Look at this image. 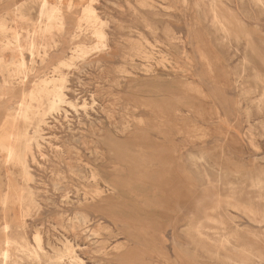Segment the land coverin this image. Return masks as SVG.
<instances>
[{
	"label": "rangeland",
	"instance_id": "rangeland-1",
	"mask_svg": "<svg viewBox=\"0 0 264 264\" xmlns=\"http://www.w3.org/2000/svg\"><path fill=\"white\" fill-rule=\"evenodd\" d=\"M69 1L60 0L66 29L57 51L46 63L26 52L36 69L0 102L1 128L32 81L58 75L53 67L76 44L90 47L62 69L76 106L46 115L29 174L0 152V231L11 220L14 237L40 256L13 258L264 264V0ZM88 3L104 22L99 48L87 23L72 39ZM41 4L0 0V20L32 28ZM36 120L8 130L33 136Z\"/></svg>",
	"mask_w": 264,
	"mask_h": 264
},
{
	"label": "bare ground",
	"instance_id": "bare-ground-1",
	"mask_svg": "<svg viewBox=\"0 0 264 264\" xmlns=\"http://www.w3.org/2000/svg\"><path fill=\"white\" fill-rule=\"evenodd\" d=\"M71 1L72 0L69 1L70 3L68 2V6H72ZM202 2L204 4V0ZM89 3L83 7L82 15L80 16L76 27L77 31H73L74 35L72 39H75L77 37L76 35L80 34V30L83 29L82 26L87 23L88 27L92 28L95 36L99 40V42L97 41L98 43L96 44V46L99 48L101 46L98 44L104 45L106 39V33L103 27L104 22L100 19L96 9L92 6L93 3ZM41 6L42 17L35 26H32V28L30 27L31 25L29 23H26L22 29L18 28L19 24H17L16 27H10L6 18L0 20V69H3L2 71H6L4 74V79L0 83V102L6 100L11 90L13 88L15 89L17 85L19 86L21 84H26L29 80L31 72L36 69V67H31V69L28 70L26 59L24 57L26 52L31 55L33 61H35V57L38 56L41 58L42 63H46L50 54L57 51L56 49L61 43V40L58 39L61 38L64 29H66V23L60 0L55 4L49 3V0H42ZM213 15L215 18L214 20L219 23V27L221 26L223 29L228 28L226 22L227 19L225 17L221 19L217 11H214ZM89 48L88 46L82 44H76L75 47H72L68 56L53 67V74L58 73V75L55 74L50 77L43 76L35 81H32V88L27 93H25L24 96H22V100L18 103L17 108L7 113L4 124L0 128V152L5 153V159L7 160V163L14 162L20 165L23 174H29L27 158L28 150L31 149V141H35L37 144H39L38 137H40V132L42 129L40 124H47L45 120L46 115L59 113L64 108L63 106L65 103H71V101L68 99L67 93L64 90L66 87L65 83L67 78L65 74L62 73V69L65 67H70L76 57L79 59V56L87 54L89 52ZM7 53H9L10 56H6ZM71 105L72 107L76 106L75 103H71ZM32 119H37V130L35 131L36 134L33 133V136H29L25 130L15 133L13 131L14 127L12 128V131L8 130V127L17 120H21L24 123H30ZM17 142H20L23 146L18 148ZM21 200L22 198L20 197V199L17 201L20 202ZM4 202H8V199L6 198ZM197 225L199 224L197 223L196 227ZM15 231L14 224L11 220H6L3 223L0 231V264H12V262L21 264L20 260L13 258V254L15 253L14 251L22 252L23 254L35 257L37 260H39L40 256L38 252L31 248L28 243L22 239L23 236L21 238L14 237ZM193 237L198 239V236L194 235ZM35 239L37 240L39 248L43 249L41 236L36 234ZM69 249L70 246L67 247V250ZM60 255L57 257V261H62V255ZM70 258V264H75L77 261H79V257H77V255H72Z\"/></svg>",
	"mask_w": 264,
	"mask_h": 264
}]
</instances>
